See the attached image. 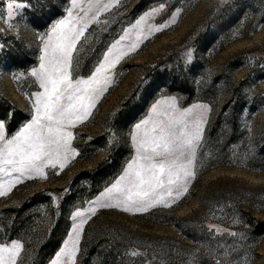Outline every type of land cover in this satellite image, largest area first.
I'll return each instance as SVG.
<instances>
[{
    "label": "rangeland",
    "instance_id": "374dc122",
    "mask_svg": "<svg viewBox=\"0 0 264 264\" xmlns=\"http://www.w3.org/2000/svg\"><path fill=\"white\" fill-rule=\"evenodd\" d=\"M5 2L0 0V10ZM32 3L34 10H21L13 20L14 28L0 21V44L4 45L0 50V115L15 113L12 130L26 115L24 93L36 90L27 76L13 79V73L19 74L38 62L39 42L31 21L53 4L60 12L69 6V0ZM161 3L165 8L147 23L171 20L172 12L179 8L177 22L155 32L117 66L115 84L89 119L74 129L77 136L73 145L79 155L63 169L49 168L47 178L24 179L6 196H0V242L15 237L30 244L48 237L53 224L60 221L68 224L62 232L66 238L73 205L93 199L114 182L129 157L127 118L132 114L142 116L146 111L144 99L148 97L151 102L162 90L181 96L184 106L196 101L209 104L206 130L209 120L230 97L226 80L238 82L248 77L251 84L243 92L240 118L252 139L257 140L264 132V0H119L118 5L101 14L100 24L93 23L86 30L82 64L90 67L93 49L101 51L129 23ZM188 48L193 50L191 63H186ZM216 79L217 96L211 102L201 101L203 92ZM110 136L114 137L112 143L108 142ZM210 153L202 145L197 176L188 193L172 207L158 206L135 214L114 207L99 208L85 224L80 245L104 227L113 237L111 242L121 248L117 264H214L217 259L231 264H264V235L254 233L252 228L253 218L264 222V171L233 165L208 167ZM53 196L59 197L57 204L51 203ZM17 222H32V230L20 233L19 225L14 228ZM209 225L237 235L229 231L210 234ZM137 248L141 255L132 257L130 250ZM225 248L230 252L228 257L216 255ZM212 249L215 253L209 255ZM24 250L20 261L30 256Z\"/></svg>",
    "mask_w": 264,
    "mask_h": 264
},
{
    "label": "snow or ice",
    "instance_id": "6c2138e0",
    "mask_svg": "<svg viewBox=\"0 0 264 264\" xmlns=\"http://www.w3.org/2000/svg\"><path fill=\"white\" fill-rule=\"evenodd\" d=\"M118 4L119 0H69V6L62 12L53 4L31 21L39 42L38 62L19 74L13 73V79L27 76L36 90L24 93L28 101L26 115L14 130L10 123L15 113L0 115V196H6L24 179L47 178L49 168L63 169L79 155L73 145L77 136L74 129L89 119L115 84L117 66L136 53L155 32L175 24L181 12L177 8L171 20L148 24L149 18L165 5L148 9L101 51L93 49L90 67L83 65L86 53L81 46L88 39L86 30L93 23L100 24L101 14ZM23 9L34 10L32 0H6L0 10V21L14 28L13 20ZM3 48L0 44V50ZM192 52L187 49L186 63L193 61ZM144 105L146 111L142 116L132 114L127 118L130 126L125 139L131 151L119 175L93 199L73 205L71 228L48 264H78L84 226L97 209L114 207L133 214L146 213L158 206L170 208L188 193L197 176L198 153L204 143L211 106L200 101L184 106L181 96L164 94L163 90L151 102L146 97ZM113 139L110 136L108 142ZM63 191L67 193L68 189ZM58 202L59 197L53 196L51 203ZM213 231L219 234L229 230L209 225L210 234ZM229 234L237 235L232 231ZM24 249L25 244L19 238L0 242V264H20ZM213 253L215 249L208 254ZM129 254L141 255L138 248ZM216 255L228 257L230 252L225 248ZM214 264L231 262L217 259Z\"/></svg>",
    "mask_w": 264,
    "mask_h": 264
},
{
    "label": "trees",
    "instance_id": "16d2710c",
    "mask_svg": "<svg viewBox=\"0 0 264 264\" xmlns=\"http://www.w3.org/2000/svg\"><path fill=\"white\" fill-rule=\"evenodd\" d=\"M226 81V86L231 89L230 97L220 112L209 120L204 133L203 147L211 150L210 158L207 160L208 167L233 165L252 171H264V132L257 140L252 139L253 137L249 136L246 129L245 121L240 118V106L244 104L243 92L251 82L248 77L238 82L231 78ZM218 82L219 80L216 79L206 92H203L201 101L211 102V98L217 96ZM209 94H211L210 97ZM35 197L36 195L32 199ZM253 221V232L264 235V222H256L254 218ZM18 225L21 227L18 229L20 233H29L33 227L32 222H17L14 228ZM53 225L48 237L30 244L25 242V250L30 252V256L24 255L25 259L20 261V264H48L60 247L64 238L62 232L68 226L62 221L55 222ZM111 240H113L111 234L105 232L104 227H99L89 242L86 239L82 241L78 264H92V262L117 264L122 257V252L120 246L112 243ZM87 245L90 248L87 249Z\"/></svg>",
    "mask_w": 264,
    "mask_h": 264
}]
</instances>
